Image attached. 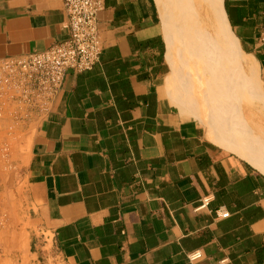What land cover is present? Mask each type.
Segmentation results:
<instances>
[{"label":"crops","instance_id":"1","mask_svg":"<svg viewBox=\"0 0 264 264\" xmlns=\"http://www.w3.org/2000/svg\"><path fill=\"white\" fill-rule=\"evenodd\" d=\"M101 1L98 63L66 74L21 142L29 248L65 264H264V173L185 113L156 0ZM218 14L264 86V0H219ZM66 21L62 0H0V59L65 41Z\"/></svg>","mask_w":264,"mask_h":264},{"label":"rangeland","instance_id":"2","mask_svg":"<svg viewBox=\"0 0 264 264\" xmlns=\"http://www.w3.org/2000/svg\"><path fill=\"white\" fill-rule=\"evenodd\" d=\"M210 1L156 0L162 24L166 21L173 28L167 32L174 45L172 54L178 61V73L181 71L179 77H187L179 80V86H183L185 91L178 90L186 108L184 111L187 114L188 110L195 118L201 114L208 120L205 122H212V119L223 122L224 118L226 122L232 121L230 113H237L238 118L245 116L262 126L264 86L257 78L251 79L249 71L231 53L232 42L219 37L218 9ZM179 54H182L180 58ZM243 58L246 59L245 56ZM226 59L228 61L224 62ZM178 73H171L173 86ZM255 92L259 93L258 97ZM229 102L237 105L236 111L217 109ZM24 213L22 174L4 170L0 162V264H64L51 254L45 259H37L34 249L28 246L31 241L30 223ZM50 248L48 241L44 250L49 251Z\"/></svg>","mask_w":264,"mask_h":264},{"label":"built area","instance_id":"3","mask_svg":"<svg viewBox=\"0 0 264 264\" xmlns=\"http://www.w3.org/2000/svg\"><path fill=\"white\" fill-rule=\"evenodd\" d=\"M62 4L67 16L65 41L27 56L0 59V162L8 172H20L17 158L25 151L21 142L26 129L35 128L51 113L66 74L91 71L101 55L98 14L102 1L62 0ZM257 42L264 45V25ZM204 201L203 206L207 198ZM220 217L227 218L228 213H221ZM42 237L45 238L43 243L48 244L47 235ZM41 250L46 252L44 248ZM201 257L199 251L188 256L190 261Z\"/></svg>","mask_w":264,"mask_h":264},{"label":"bare ground","instance_id":"4","mask_svg":"<svg viewBox=\"0 0 264 264\" xmlns=\"http://www.w3.org/2000/svg\"><path fill=\"white\" fill-rule=\"evenodd\" d=\"M210 3H213L218 9L219 0H211ZM185 23L190 22L185 21ZM218 26L221 28L220 34L217 33L219 37L221 36L224 40H228L230 43L232 42L230 47L231 53L239 58L240 65L249 71L252 78H255L258 75L255 62L247 55V58L245 57L246 59L243 58L245 55L241 56L242 48L240 44L226 30L221 19ZM164 27L166 31H170V27L166 21H164ZM195 116L198 120L202 121L201 123L205 126L207 137L210 140L220 144L229 152L247 161L264 173V123L261 126L259 122H237L234 119L228 122H215L212 119L213 117L211 118L213 120L212 122H205L208 120L202 117L201 114Z\"/></svg>","mask_w":264,"mask_h":264}]
</instances>
